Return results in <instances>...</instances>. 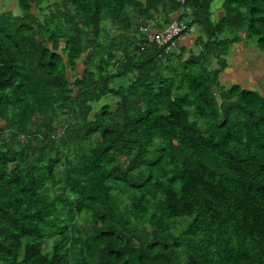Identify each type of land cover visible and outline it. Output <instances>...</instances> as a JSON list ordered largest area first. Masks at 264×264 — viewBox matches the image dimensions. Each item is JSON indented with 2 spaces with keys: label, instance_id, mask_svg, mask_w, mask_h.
I'll use <instances>...</instances> for the list:
<instances>
[{
  "label": "trees",
  "instance_id": "1",
  "mask_svg": "<svg viewBox=\"0 0 264 264\" xmlns=\"http://www.w3.org/2000/svg\"><path fill=\"white\" fill-rule=\"evenodd\" d=\"M211 1L0 10V264H264V85L221 80L264 0Z\"/></svg>",
  "mask_w": 264,
  "mask_h": 264
},
{
  "label": "rangeland",
  "instance_id": "2",
  "mask_svg": "<svg viewBox=\"0 0 264 264\" xmlns=\"http://www.w3.org/2000/svg\"><path fill=\"white\" fill-rule=\"evenodd\" d=\"M224 0H212L211 1V15L214 21H219V11L224 10L223 8ZM0 10H12L15 14H19L21 9L18 5V0H0ZM188 10V9H187ZM197 29V30H196ZM190 32H193V36L199 35L201 37L202 33L199 31L198 26L190 25ZM199 32V33H198ZM230 31L227 30L226 36H229ZM240 35H244V31L239 30ZM233 34L230 33V37ZM235 36V35H234ZM224 38V37H221ZM257 43L252 39H242L236 42L232 46V53L229 54L228 62L236 70L233 75L225 73V79H234L237 81L247 82L251 79V85L257 86V84H264V53L257 47ZM79 69L83 68L82 64H79ZM71 78L72 74L69 75ZM222 78V76H221ZM224 81L227 83V81ZM247 81H246V80ZM258 81V83H256ZM120 82H126V79H120ZM105 101V100H104Z\"/></svg>",
  "mask_w": 264,
  "mask_h": 264
},
{
  "label": "built area",
  "instance_id": "3",
  "mask_svg": "<svg viewBox=\"0 0 264 264\" xmlns=\"http://www.w3.org/2000/svg\"><path fill=\"white\" fill-rule=\"evenodd\" d=\"M184 1V0H182ZM189 26L186 22L174 19L165 29L160 31H149L148 38L159 44H175L183 33H186Z\"/></svg>",
  "mask_w": 264,
  "mask_h": 264
},
{
  "label": "crops",
  "instance_id": "4",
  "mask_svg": "<svg viewBox=\"0 0 264 264\" xmlns=\"http://www.w3.org/2000/svg\"><path fill=\"white\" fill-rule=\"evenodd\" d=\"M225 15V10H220L219 11V17L221 18V17H223ZM197 30V29H196ZM200 31V30H199ZM192 33L193 32H190V29H189V33H187V34H185L180 40H178L177 41V43H176V45H177V47L179 48V49H181V48H192V47H196V42L197 41H199L200 42V40H199V35H195V36H193L192 35ZM199 33V32H198ZM226 33L227 32H225L224 34H223V36H226ZM234 67V66H233ZM232 67V65H229V67H227L226 68V70L222 73V78H221V80H222V82H224L225 84H226V82L224 81V79H225V76L227 75V74H230V75H233V72L236 70V68H233ZM225 73H227L226 75H225ZM248 79V81L247 82H245L246 84L247 83H249L250 85H251V79H249V78H247ZM226 81H235L234 79H225ZM236 82V81H235ZM256 83H258V81H256ZM257 85H262V84H257ZM264 85V84H263ZM263 89H264V87H263Z\"/></svg>",
  "mask_w": 264,
  "mask_h": 264
},
{
  "label": "clouds",
  "instance_id": "5",
  "mask_svg": "<svg viewBox=\"0 0 264 264\" xmlns=\"http://www.w3.org/2000/svg\"><path fill=\"white\" fill-rule=\"evenodd\" d=\"M187 32H189V30H188ZM187 32H186L185 34H187ZM183 35H184V34H183ZM183 35H182V36H183ZM182 36H181V37H182ZM181 37H180V38H178V39L180 40V39H181ZM178 39L176 40L175 44H173V45H176V43H177Z\"/></svg>",
  "mask_w": 264,
  "mask_h": 264
}]
</instances>
